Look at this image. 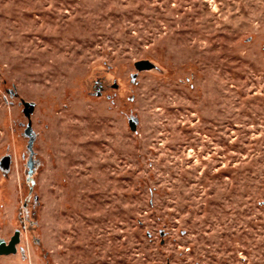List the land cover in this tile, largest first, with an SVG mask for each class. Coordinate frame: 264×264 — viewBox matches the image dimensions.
I'll return each mask as SVG.
<instances>
[{"label": "rangeland", "instance_id": "374dc122", "mask_svg": "<svg viewBox=\"0 0 264 264\" xmlns=\"http://www.w3.org/2000/svg\"><path fill=\"white\" fill-rule=\"evenodd\" d=\"M17 229L0 264H264V0H0Z\"/></svg>", "mask_w": 264, "mask_h": 264}, {"label": "water", "instance_id": "95a60500", "mask_svg": "<svg viewBox=\"0 0 264 264\" xmlns=\"http://www.w3.org/2000/svg\"><path fill=\"white\" fill-rule=\"evenodd\" d=\"M136 66L138 67V69L144 70V69L152 68L153 64L148 60H141L136 63ZM131 127L132 129H135V123L133 122V120H131ZM26 134L30 137L28 148L31 151V156L28 162V166L32 171L34 169V159H33L34 138L32 136V127L30 124L26 129ZM20 240H21V231L19 229L15 231V234L11 237L9 241H7L4 238H0V256L17 253L18 251L17 245L20 242Z\"/></svg>", "mask_w": 264, "mask_h": 264}]
</instances>
